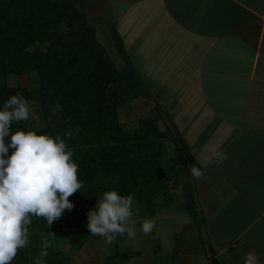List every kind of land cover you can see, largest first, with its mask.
Segmentation results:
<instances>
[{"label": "crops", "instance_id": "obj_1", "mask_svg": "<svg viewBox=\"0 0 264 264\" xmlns=\"http://www.w3.org/2000/svg\"><path fill=\"white\" fill-rule=\"evenodd\" d=\"M76 5L101 45L122 46L145 88L135 99L155 103L149 116L185 125L183 140L205 172L192 177L203 226L191 220L182 264H245L249 253V264H264V0ZM189 125H197L191 134ZM217 150L228 154L223 163L214 162Z\"/></svg>", "mask_w": 264, "mask_h": 264}, {"label": "trees", "instance_id": "obj_2", "mask_svg": "<svg viewBox=\"0 0 264 264\" xmlns=\"http://www.w3.org/2000/svg\"><path fill=\"white\" fill-rule=\"evenodd\" d=\"M76 2L0 0V109L9 97L20 95L9 80L35 73L36 86L25 90L23 97L37 105L42 125L32 128L28 120L13 122L11 132L35 131L65 140L73 151V162L79 166L78 180L84 184L68 198L70 202L76 198L81 206L92 205L96 196L115 190L122 196L133 195L132 211L138 205L153 217L159 204L157 197L161 195V203L170 195L163 165L164 143H172L180 154L181 167H170L176 175L200 167L169 116H148L130 129L121 125L119 107L145 88L118 41L116 47L124 66H115ZM61 21L70 29L66 34ZM56 103L61 106L59 112L52 110ZM160 121L164 123L162 129ZM68 130L71 138L64 135ZM5 143H10V137ZM12 151L9 149V156ZM181 178L177 177L182 188L178 198L200 230L193 186L189 179ZM32 217L36 234L29 235V245L18 249L11 264H34L44 240L52 245L45 264H68L69 258L53 240V234L65 227L64 211L51 226L44 217ZM75 244L80 248L84 245L82 241Z\"/></svg>", "mask_w": 264, "mask_h": 264}, {"label": "clouds", "instance_id": "obj_3", "mask_svg": "<svg viewBox=\"0 0 264 264\" xmlns=\"http://www.w3.org/2000/svg\"><path fill=\"white\" fill-rule=\"evenodd\" d=\"M61 28L65 34L70 31L65 21H61ZM52 110L59 112L61 106L56 103ZM33 115L28 100L19 94L9 97L0 109V264H11L18 249L29 245L28 226L32 216L44 217L51 226L64 210H72L68 198L84 187L78 180L79 166L73 162V151L64 139L38 135L35 131L11 132L13 122L27 121ZM64 135L71 138V131ZM9 137L10 143L6 145L5 138ZM9 149L14 150L10 156ZM227 159L226 152H215V163ZM190 171L194 179H205L200 168L193 166ZM133 204L131 194L104 192L96 210L87 213L90 234L104 237L109 244L125 233L129 238L135 237L136 232L126 226L133 216ZM155 227L154 219L145 218L142 232L148 235ZM51 247L48 240L42 241L34 264H45L44 258ZM252 259L249 253L245 264Z\"/></svg>", "mask_w": 264, "mask_h": 264}, {"label": "rangeland", "instance_id": "obj_4", "mask_svg": "<svg viewBox=\"0 0 264 264\" xmlns=\"http://www.w3.org/2000/svg\"><path fill=\"white\" fill-rule=\"evenodd\" d=\"M102 45L105 49L106 46H109V51L106 50L110 57H113V61L120 59L115 45L110 43H102ZM120 61L122 62V60ZM35 78L36 74L31 72L12 78L9 82L19 89V93L23 97L25 90H31L36 86ZM132 100L124 102L118 109L121 125L126 129L136 127L138 119L149 116V112L146 111L152 110V106L155 105L153 99L140 97V99ZM29 105L34 114L28 119L29 125L32 128L40 127L42 119L37 105L32 102ZM175 108L171 106V109ZM164 116L166 117V115ZM180 125H182L180 130L177 125H173V127L177 135L183 138L185 125L181 123ZM197 125L199 124L197 123ZM197 125L187 126V128L192 127L189 134L195 131ZM163 126L160 125L161 129ZM162 156L164 173L169 182L168 191L170 195H168L167 202L161 203L158 202L161 200V195L157 197V203L159 204L155 209L156 214L154 217L148 216L140 206L133 211L132 219L126 226L136 232L135 237L129 238L125 233L109 244L104 237H95L90 234L87 228V213L96 210L97 203L102 195L96 196L92 205L81 206L76 198L71 201L73 204L72 210H64L65 227L63 231L53 234L56 248L62 250L69 258L68 264H130V261L133 264H182L183 260L179 253L180 255L184 254V241L190 236L188 233L194 225L190 217L184 213L183 205L178 198L182 188L177 177L189 179L190 184L193 186L192 174L189 171L187 173L186 170L179 176L170 169V167L175 169L181 167L178 160L180 154L172 143H164ZM145 218L154 219L156 224V227L148 235L142 232V224ZM31 221L28 226V233L34 235L36 230L32 224L33 217H31ZM200 224L203 226L201 219ZM77 241H82L84 245L80 248L75 244ZM34 251L37 253L39 249L35 248Z\"/></svg>", "mask_w": 264, "mask_h": 264}]
</instances>
